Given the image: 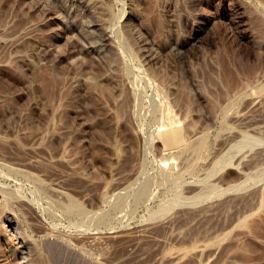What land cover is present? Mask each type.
Segmentation results:
<instances>
[{
    "label": "rangeland",
    "instance_id": "obj_1",
    "mask_svg": "<svg viewBox=\"0 0 264 264\" xmlns=\"http://www.w3.org/2000/svg\"><path fill=\"white\" fill-rule=\"evenodd\" d=\"M0 264H264V0H0Z\"/></svg>",
    "mask_w": 264,
    "mask_h": 264
},
{
    "label": "bare ground",
    "instance_id": "obj_2",
    "mask_svg": "<svg viewBox=\"0 0 264 264\" xmlns=\"http://www.w3.org/2000/svg\"><path fill=\"white\" fill-rule=\"evenodd\" d=\"M257 159H258V158H257ZM260 159H263V158H260ZM260 159H259V160H260ZM163 163H164V165H165L166 161H163ZM257 163H258V162H257ZM143 185H144V184H143ZM139 186H140V185H139ZM136 190H137V189H136ZM143 191H145V190L143 189ZM140 192L142 193V191H140ZM143 193H144V192H143ZM143 195L145 196V194H143ZM138 196H139V194H138ZM139 198H140V197H139ZM91 236H92V235H91ZM107 236H108V235H107ZM107 236H106V237H107ZM130 240H131V239H130ZM132 240H133V239H132ZM15 258H16V257H15ZM14 263H15V262H14Z\"/></svg>",
    "mask_w": 264,
    "mask_h": 264
}]
</instances>
